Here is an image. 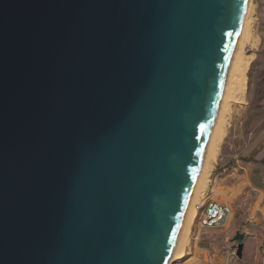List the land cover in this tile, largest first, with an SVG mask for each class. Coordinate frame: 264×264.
Here are the masks:
<instances>
[{"label":"water","instance_id":"95a60500","mask_svg":"<svg viewBox=\"0 0 264 264\" xmlns=\"http://www.w3.org/2000/svg\"><path fill=\"white\" fill-rule=\"evenodd\" d=\"M248 3L0 0V264L169 262Z\"/></svg>","mask_w":264,"mask_h":264},{"label":"rangeland","instance_id":"374dc122","mask_svg":"<svg viewBox=\"0 0 264 264\" xmlns=\"http://www.w3.org/2000/svg\"><path fill=\"white\" fill-rule=\"evenodd\" d=\"M256 4V13H255V37H257L258 43L256 48L248 47L246 52L250 55H253V59L249 66L248 70V79L247 85L248 90L246 93V101L244 104L235 105V111L233 112L232 122L226 130V136L223 139L221 146L218 150L219 154L212 166V172L210 175L209 183L207 184V189L204 192L201 200L205 198V196L212 193L211 198L217 202L226 203L231 205L232 207V216L228 221V224L221 229H212L205 233L200 241H194L193 232L194 225L191 228V233L187 245L188 255L182 259L170 262V264H205V254L202 252V249H206L210 252L211 256L213 255L215 260L217 261L218 257L226 256L228 249L233 244V239L237 235L236 233H244L246 229L253 228L252 220L250 215L254 211V207L256 205L255 196L256 193L250 191L252 186L248 182L247 179H238L239 177H228L229 182L225 185L233 187L234 189L224 188V184L218 185L217 175L223 172V168H229L225 176L232 175V166L234 163V157L237 154L236 149L242 147V145H235L232 147V139L236 135L238 128H241L240 134H248L251 129V124L253 121V117L256 120L262 115H264V111L258 114H251L248 116L249 121L246 120L245 114L248 109L251 107L253 109H258V107L263 106L262 100H264V91L260 88V85L264 83V71L261 72V69L264 68V25L263 21L260 18L258 2L254 1ZM241 160L249 161L246 157H240ZM200 200V201H201ZM264 205L261 204L260 207ZM259 209V208H258ZM255 211V215L261 216L262 213L259 210ZM240 244V242H237ZM217 254V256H216ZM247 254L245 255L244 262L247 261ZM228 260V259H227ZM238 259H232L230 264H235ZM215 261V264H216ZM230 261V260H229ZM228 261V263H229ZM240 261L238 260V263ZM241 263V262H240Z\"/></svg>","mask_w":264,"mask_h":264},{"label":"bare ground","instance_id":"6f19581e","mask_svg":"<svg viewBox=\"0 0 264 264\" xmlns=\"http://www.w3.org/2000/svg\"><path fill=\"white\" fill-rule=\"evenodd\" d=\"M255 0H248V6L241 23L238 38L232 50V56L227 66V73L224 79L223 90L218 102L214 122L209 133V138L204 149V156L199 167V172L194 181V187L188 200V205L179 229L178 238L174 244L172 255L167 264L182 259L188 255L187 245L191 228L196 222L197 206L207 189L212 166L218 157V150L225 138L227 127L232 122L235 112V105L244 104L248 90V68L253 55L246 52L248 47L256 48L258 43L255 37ZM234 112V113H233Z\"/></svg>","mask_w":264,"mask_h":264},{"label":"crops","instance_id":"0c3cea01","mask_svg":"<svg viewBox=\"0 0 264 264\" xmlns=\"http://www.w3.org/2000/svg\"><path fill=\"white\" fill-rule=\"evenodd\" d=\"M258 2L260 18L263 21L264 25V0H256ZM264 42V36H263ZM264 71V68L261 69V72ZM260 88L264 91V83L260 85ZM263 106L258 107V109H253L252 107L247 110L245 118L249 121L248 116L251 114L255 115L264 111V100H262ZM241 128H238L236 135L232 139V147L235 145H242L236 149L237 154L234 157V163L232 168V175L225 176V173L229 168H223V172L217 175L218 185L226 184L229 182L228 177H239L238 179H247L251 184L252 188L250 191L255 192V201L256 205L254 207L253 213L250 215L253 224V228L246 229L244 231L245 239L243 241V257L238 259L235 264H264V205L260 207L261 204H264V115L262 117L256 118L253 117L251 124V129L248 134H240ZM240 157H246L249 161L241 160ZM224 188L234 189L228 185L223 186ZM260 210H259V209ZM259 210L262 213L261 216L255 215V211ZM234 244V243H233ZM232 244V246H233ZM237 244V243H236ZM203 252V250H202ZM209 252V251H208ZM205 254V252H204ZM247 254V261L244 262L245 255ZM226 256L218 257L216 264H230L232 260L230 259L229 263ZM206 257V254H205ZM206 263V260H205Z\"/></svg>","mask_w":264,"mask_h":264},{"label":"built area","instance_id":"2783aa9c","mask_svg":"<svg viewBox=\"0 0 264 264\" xmlns=\"http://www.w3.org/2000/svg\"><path fill=\"white\" fill-rule=\"evenodd\" d=\"M212 193L205 196L197 206V216L194 227L193 236L194 241H200V238L212 229H221L228 224L230 217L232 216V207L229 204L217 202L211 198ZM206 254L205 264H215L214 256L206 249H202ZM228 261L231 259H238L236 249L231 246L228 249L227 255Z\"/></svg>","mask_w":264,"mask_h":264}]
</instances>
